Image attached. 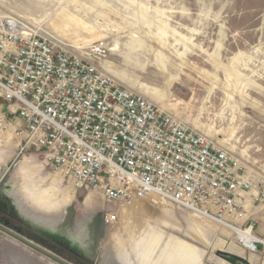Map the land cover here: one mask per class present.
<instances>
[{
    "label": "rangeland",
    "instance_id": "rangeland-1",
    "mask_svg": "<svg viewBox=\"0 0 264 264\" xmlns=\"http://www.w3.org/2000/svg\"><path fill=\"white\" fill-rule=\"evenodd\" d=\"M1 16L13 18L15 29L25 27L92 61L118 84L219 143L251 181L252 201L264 191V0H0ZM5 21L0 18V32L7 27ZM0 113V152L10 156L0 168V223L6 228L71 264H114V249H123L130 264H139L134 244L142 250L156 237L149 264L158 263L169 237L194 246L202 264H231L222 256L228 253L264 264L261 245L251 253L228 228L190 210L149 200L119 208L118 220L110 226L102 223L93 244L83 243L80 233V257L57 246L49 238L58 237L48 231L47 221L34 219V224L17 211L24 199L6 196V184L21 188L24 195L27 188H49L51 206L62 193L71 194L61 225L69 228L65 233L72 234L75 225L90 217L102 222L107 206L91 192L94 207L86 209L89 194L73 192L45 166L41 154L24 147L7 126L10 117L1 102ZM17 166L25 173L17 174ZM252 201L244 218L226 223L241 231L252 225V235L264 242V207ZM0 264L57 263L0 231Z\"/></svg>",
    "mask_w": 264,
    "mask_h": 264
},
{
    "label": "built area",
    "instance_id": "built-area-1",
    "mask_svg": "<svg viewBox=\"0 0 264 264\" xmlns=\"http://www.w3.org/2000/svg\"><path fill=\"white\" fill-rule=\"evenodd\" d=\"M0 102L26 149L74 192L101 197L106 226L143 200L232 222L253 199L251 181L219 143L92 61L13 25L0 32ZM256 200L264 207V191Z\"/></svg>",
    "mask_w": 264,
    "mask_h": 264
},
{
    "label": "bare ground",
    "instance_id": "bare-ground-1",
    "mask_svg": "<svg viewBox=\"0 0 264 264\" xmlns=\"http://www.w3.org/2000/svg\"><path fill=\"white\" fill-rule=\"evenodd\" d=\"M0 18L6 20L5 25H15V23H16V21L13 18L8 17V16H1ZM19 30H21L27 34L30 32V30L25 28V27H21V28H19ZM106 75H108V74H106ZM108 76L111 77L110 75H108ZM165 112H167V111H165ZM0 117H1V113H0ZM7 126L12 127L14 129L12 121H8ZM4 152L6 153L5 156H3L1 154L2 152H0V168L3 164V162H7L8 158L10 157L8 154V151H4ZM9 152H11V151H9ZM237 162H239V161L237 160ZM18 166H21V164ZM18 166L15 169V172L17 174L25 173L23 171L24 169L22 167L20 168ZM28 174L29 173H27V175ZM56 175L59 176L60 181L63 180L62 176L59 173H57ZM56 177H55V179H56ZM69 187L74 192V189L72 188L71 184ZM27 190H28V192H26V193L28 195H24L23 194L24 190L21 193V188H20V190H19V188L17 190H15L9 184H6L3 192L6 196L11 197L12 199L16 198V196L24 199V201H22L21 203L18 204L19 210H17V211H20V213L24 219L29 220L30 222H32L34 224L36 222H40L42 220L47 221L49 223L48 228H50V230H48V231H50L51 234L56 235L58 237V239H60L59 242H61V240H67L70 237V235H72L73 233L71 234V233L67 232L68 233L67 234L65 232H62L60 227H61V223L63 222L64 217L66 215V207L69 205V203L72 200V195L67 193V192L62 193L60 200L51 206V205H49V198H50L49 188L40 189L37 187V188H32L30 190L27 188ZM56 193H57V191H53L52 194H54V196H55ZM247 196L248 197L253 196V189H251L247 193ZM93 201H94L93 196L89 194L85 198V201H84L85 208L86 209L93 208L94 207V204L92 203ZM250 202H251V199L247 200V198H246V202H243V205H242L241 211H243V213H238L236 215V217L233 218V221H239L245 217V214H244L246 211L245 209L248 206H250ZM90 209H89V211H90ZM191 212H194L195 216L198 218L210 221L211 223L221 225V226L226 227L229 230H231L236 235V239L239 241V243L242 245V247L246 250H249L251 253L253 252V243L259 242V240L252 235V232L249 229L241 231L240 229H238V228H236V227H234V226H232L226 222H220V221L214 220V219L206 216L203 211L191 210ZM34 219L36 220V222L34 221ZM159 220L162 221L163 219H159ZM158 223H159V221H158ZM148 224H150V222H148ZM144 228H146V227H144ZM138 232H139V230H138ZM142 232H144V231H142ZM157 235H159V234H157ZM197 239H198V237H197ZM198 240H200V239H198ZM82 241H85V240H82ZM156 241H157V237L155 240H151V242L149 241L148 242L149 245H147V243H145L147 245V247L145 249H142V250L139 248L138 243L134 244V249H132V250L136 251V252L134 251L136 253L135 257H136V260L139 262V264H149L150 263V261L153 257L152 251L154 250L152 248L154 247V245H157ZM81 244H82L81 242H77L76 250L79 249V247H81ZM114 250H115L114 254L110 255L112 257V259L110 256H107L112 260V262L114 264H130V262L128 260L129 259L128 255H127V253H125V251L123 249L122 250L121 249L120 250L114 249ZM156 261L159 264H202L201 256L199 255L198 250L194 246H192L191 244H188V243H186V242H184L178 238H175V237H169L168 241L165 244L163 252L160 254V256L157 258ZM106 263H107V261H106Z\"/></svg>",
    "mask_w": 264,
    "mask_h": 264
},
{
    "label": "water",
    "instance_id": "water-1",
    "mask_svg": "<svg viewBox=\"0 0 264 264\" xmlns=\"http://www.w3.org/2000/svg\"><path fill=\"white\" fill-rule=\"evenodd\" d=\"M83 224H84V222L79 224V225H75L74 228H73V234L70 235V237L67 240H61V242H59L60 239H58L56 237L51 238L49 236V238L54 240V241H56V242H58L61 246H63L64 248L69 249L70 251L76 250L77 242H80L78 240V236L80 235V231L82 229ZM0 231L5 233V234H7L10 237H12L13 239L19 241L20 243H22L23 245L29 247L30 249L42 254L43 256L47 257L48 259L56 262L57 264H71V263L65 261L64 259H61L60 257L54 255L53 253L47 251L46 249L38 246L37 244L33 243L32 241L26 239L25 237L21 236L20 234H18L16 232L6 228L2 224H0ZM35 232L38 233L37 231H35ZM38 234H40V233H38ZM82 246L83 245L81 244V247ZM222 256H223V258L226 261H228L231 264H239L240 262L242 264H250L248 261H245L243 258L231 256L229 253H228V255H222Z\"/></svg>",
    "mask_w": 264,
    "mask_h": 264
},
{
    "label": "flooded vegetation",
    "instance_id": "flooded-vegetation-1",
    "mask_svg": "<svg viewBox=\"0 0 264 264\" xmlns=\"http://www.w3.org/2000/svg\"><path fill=\"white\" fill-rule=\"evenodd\" d=\"M1 207V205H0ZM0 211H2V209L0 208ZM67 214V213H66ZM66 217V215H65ZM65 217H64V220H65ZM63 220V222H64ZM63 222L61 223V225L63 224ZM102 223L103 221L101 222V219L98 218V217H90L89 219H87L83 226H82V229L80 231V233L83 235V239L82 240H85L83 241V243H89V244H93V242L96 240V237L102 227ZM1 224V223H0ZM88 224V225H87ZM73 227V225L71 226ZM70 227V228H71ZM87 227V228H86ZM61 228V227H60ZM65 229H69V228H61V230H65ZM40 235V234H39ZM41 236H43L45 239H48V237L44 236L41 234ZM88 238V239H87ZM81 239V238H78V240ZM87 241V242H86ZM54 243L57 244V246H60V247H63L61 246L58 242L56 241H52ZM84 251V246H82L79 250H73L71 252H73L72 254H74L75 256H81L82 252Z\"/></svg>",
    "mask_w": 264,
    "mask_h": 264
}]
</instances>
